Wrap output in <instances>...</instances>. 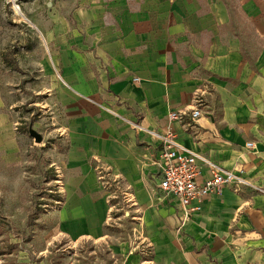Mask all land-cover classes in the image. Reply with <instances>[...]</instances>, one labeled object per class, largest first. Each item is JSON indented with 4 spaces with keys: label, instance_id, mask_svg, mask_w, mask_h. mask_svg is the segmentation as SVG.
Returning a JSON list of instances; mask_svg holds the SVG:
<instances>
[{
    "label": "crops",
    "instance_id": "1",
    "mask_svg": "<svg viewBox=\"0 0 264 264\" xmlns=\"http://www.w3.org/2000/svg\"><path fill=\"white\" fill-rule=\"evenodd\" d=\"M54 6L52 21L36 27L54 48L66 143L55 236L73 244L107 235L112 207L99 166L120 177L151 254L129 255V264H264V193L224 186L181 223L179 204L158 190L159 146L148 132L171 127L185 146L264 187V0ZM196 106L202 115L187 116L186 127L169 118ZM10 109L0 77V148L15 141Z\"/></svg>",
    "mask_w": 264,
    "mask_h": 264
},
{
    "label": "rangeland",
    "instance_id": "2",
    "mask_svg": "<svg viewBox=\"0 0 264 264\" xmlns=\"http://www.w3.org/2000/svg\"><path fill=\"white\" fill-rule=\"evenodd\" d=\"M56 1L0 0V77L15 120L14 144L0 148V264H129V255L151 257L136 228L137 213L120 195L109 198L110 226L102 239L71 244L53 233L66 143L54 48L36 21L50 23ZM30 129L41 134L40 142Z\"/></svg>",
    "mask_w": 264,
    "mask_h": 264
},
{
    "label": "built area",
    "instance_id": "3",
    "mask_svg": "<svg viewBox=\"0 0 264 264\" xmlns=\"http://www.w3.org/2000/svg\"><path fill=\"white\" fill-rule=\"evenodd\" d=\"M15 7L20 10L18 4ZM201 115V109L196 106L189 114L184 111H171L169 118L186 127L190 125L184 121L187 116L195 122ZM148 132L157 140L159 146L156 160L160 173L158 190L163 197L174 199L179 204L181 223L193 212L201 209V203L207 196L219 193L224 186H231L235 191L243 186H250L264 193V187L252 184L242 175L241 170L235 172L225 169L197 150L182 144L171 127L162 132ZM252 145V142H247L248 147ZM205 171L208 175H205ZM96 174L102 186L109 192V198L121 195L119 191L124 184L119 176H114L99 166L96 167ZM122 195L126 199L124 192Z\"/></svg>",
    "mask_w": 264,
    "mask_h": 264
},
{
    "label": "water",
    "instance_id": "4",
    "mask_svg": "<svg viewBox=\"0 0 264 264\" xmlns=\"http://www.w3.org/2000/svg\"><path fill=\"white\" fill-rule=\"evenodd\" d=\"M29 134L35 139L36 142H40L42 140L41 134L33 129H30Z\"/></svg>",
    "mask_w": 264,
    "mask_h": 264
},
{
    "label": "bare ground",
    "instance_id": "5",
    "mask_svg": "<svg viewBox=\"0 0 264 264\" xmlns=\"http://www.w3.org/2000/svg\"><path fill=\"white\" fill-rule=\"evenodd\" d=\"M14 8H15L16 13H18V14H20V15L22 14V13H21V10L16 9V7H14Z\"/></svg>",
    "mask_w": 264,
    "mask_h": 264
}]
</instances>
